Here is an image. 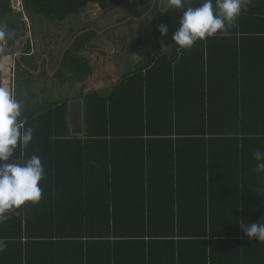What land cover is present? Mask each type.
<instances>
[{
    "label": "trees",
    "instance_id": "obj_1",
    "mask_svg": "<svg viewBox=\"0 0 264 264\" xmlns=\"http://www.w3.org/2000/svg\"><path fill=\"white\" fill-rule=\"evenodd\" d=\"M15 1L0 0V25L14 35L10 45L26 35L28 21L33 28L48 21L61 29L90 4L108 13L136 3L21 0L23 11L15 13ZM201 2L192 0L193 6ZM165 4L134 9L112 27H129L128 48L149 36L153 47L111 77L109 95L99 89L76 99L84 103L82 135L69 127L73 100L40 97L34 84L42 74L29 73L17 58L28 78L19 76L15 93L34 137L12 159L39 155L46 178L39 204L0 225L7 244L0 264H264V243L249 241L240 227L264 223V175L254 171L252 157L264 149V0H248L228 34L187 50L169 47L182 12L162 13ZM150 18L151 28L142 29ZM161 24L169 26L167 36L160 35ZM73 30L65 47L80 35L54 80L85 90L95 68L84 53H108L92 43L100 33L90 26ZM32 40L22 62L38 73ZM42 55L56 58L48 48Z\"/></svg>",
    "mask_w": 264,
    "mask_h": 264
},
{
    "label": "clouds",
    "instance_id": "obj_2",
    "mask_svg": "<svg viewBox=\"0 0 264 264\" xmlns=\"http://www.w3.org/2000/svg\"><path fill=\"white\" fill-rule=\"evenodd\" d=\"M248 0H203L193 6L192 0H166L163 12H182L169 47L191 49L198 41L216 35H226L235 27L236 20L247 11ZM158 31L167 36L169 26L161 24ZM14 38L7 25H0V43ZM25 99L28 92L23 93ZM25 103L7 86L0 85V225L22 207L39 204L46 178L41 157L33 154L27 159L13 160L19 147L26 149L33 141L34 128L25 116ZM252 157L254 171L264 175V149H257ZM264 219V218H262ZM240 227L249 241L264 243V223L253 222ZM7 247L0 238V253Z\"/></svg>",
    "mask_w": 264,
    "mask_h": 264
},
{
    "label": "rangeland",
    "instance_id": "obj_3",
    "mask_svg": "<svg viewBox=\"0 0 264 264\" xmlns=\"http://www.w3.org/2000/svg\"><path fill=\"white\" fill-rule=\"evenodd\" d=\"M132 1H136V3L133 2L134 5L132 4L131 7L122 5L120 7L112 9L108 13H105L103 9L99 8L96 4H90L81 16L69 18L68 20L63 22V28L61 29L60 27L56 28L54 25H51L48 21L42 22V25L36 26V28H33V23L31 27L29 21L27 22L28 32L25 36L33 39L32 51H35L39 58L47 48L51 49L54 52L56 58H51L50 70L56 63L57 55H59L62 49L66 46L71 35L70 29L73 28L76 31L85 29L86 27L90 26L91 28H94V30H97L100 34L93 39L92 43L98 45L99 47H101V49L108 53V55H103L101 53V50L99 49L95 51H87L84 53L92 67L95 68V75L89 79L88 85L85 90L82 89V86L80 84L75 87H69L68 85H64L61 82L54 80L55 76H51L53 72H43V74H40L41 76L34 84V89L37 90V93L40 97L48 98L53 101L59 99L79 101L76 99L90 91H97L100 89V94L102 96H107L111 93L112 84L115 81H111L112 78L115 75L116 76L114 77V79L116 77H119V71L122 72L124 70L127 71L131 69L133 65L144 58L145 55L148 54V52L153 47V43L149 42L152 40L149 36L145 37L146 40L144 41V44L139 45L138 48L134 50L128 48L133 41L132 37L130 36L129 27H115V29L110 27L115 24L117 25V23H119L120 21L126 20V18L130 16L134 9H148L155 2V0ZM13 9L15 13H22V1H15ZM23 18L26 21V18ZM151 23V18L144 20L142 29L145 28L149 30L152 26ZM134 27L139 28V26L136 25ZM34 30L37 33H34ZM148 30L144 31V35L148 33ZM137 37L138 36H135V38ZM2 45L4 46V42L0 44V60H2V65L0 68V85L7 86L15 92V88L17 87L16 82L17 79H19V76L22 80L27 79L28 76L22 74L21 70L17 67V64L15 62L19 57V53L15 54L13 48L9 51H3L4 48L2 49ZM125 46L128 49H124V51L122 52ZM118 52H121V54L123 55L121 57V60H113L114 56L112 55H115ZM53 61L55 62L54 64ZM102 78L104 80H102ZM107 80H109L108 83L106 82Z\"/></svg>",
    "mask_w": 264,
    "mask_h": 264
},
{
    "label": "water",
    "instance_id": "obj_4",
    "mask_svg": "<svg viewBox=\"0 0 264 264\" xmlns=\"http://www.w3.org/2000/svg\"><path fill=\"white\" fill-rule=\"evenodd\" d=\"M79 35L80 34H78L73 39V41H71L67 45V47H65V49L61 53V56H60V59H59V62H58V69L60 67L63 55L68 50V48L75 43V41H76V39H77V37ZM23 38H24L25 43H27L28 37L25 36ZM4 43H5V46H8V43H9L8 39L5 40ZM17 45H18V43L16 44V46ZM23 50H24V48H21V50L19 52V57H18L19 61L22 63L23 67L26 70H28L29 73L38 76L41 73V68L40 67L38 69V73H35L34 71L28 69L25 64H23V62H22ZM46 59H47V64H48V59H49L48 56H47ZM58 69L55 71V73L58 71ZM47 73H48V68H47ZM53 75L54 74H52L51 76H53ZM68 121H69V127H70V130H71V134H73V135H82L84 133V103H83V101H71V102L68 103Z\"/></svg>",
    "mask_w": 264,
    "mask_h": 264
},
{
    "label": "flooded vegetation",
    "instance_id": "obj_5",
    "mask_svg": "<svg viewBox=\"0 0 264 264\" xmlns=\"http://www.w3.org/2000/svg\"><path fill=\"white\" fill-rule=\"evenodd\" d=\"M114 26V25H113ZM113 26H110V27H113ZM109 28V27H108ZM92 29H94V28H92ZM96 32H98L97 30H96ZM23 37H25V35H21V36H19V38L14 42V44H12V45H10V42H9V40H8V46H6L5 47V43H4V46L2 45V49H3V51L5 50V51H9L10 49H15V50H17V52H20V50H21V48H24V50H25V48L27 47V44H28V42H29V38H28V41H27V43H25V41H24V38ZM4 42V41H3ZM2 42V43H3ZM18 43V45L16 46V44ZM17 48H16V47ZM23 50V51H24ZM33 53H32V56H34V55H36V53L34 52V51H32ZM38 58V57H37ZM47 56L46 55H41L40 56V58H39V60H38V69H39V67L41 68V73L40 74H43V72H47V68H49V70H50V59H48L49 61V63L47 64ZM32 63H34V62H32ZM34 65H35V63H34ZM58 69V62H57V64H55V65H53V73L52 74H54L55 75V71ZM59 69H60V67H59ZM59 69H58V71L57 72H59Z\"/></svg>",
    "mask_w": 264,
    "mask_h": 264
},
{
    "label": "crops",
    "instance_id": "obj_6",
    "mask_svg": "<svg viewBox=\"0 0 264 264\" xmlns=\"http://www.w3.org/2000/svg\"><path fill=\"white\" fill-rule=\"evenodd\" d=\"M122 52H123V51H122ZM114 54H115V53H114ZM117 54H118L119 56H123V55L121 54V52H118ZM125 54H126V53H125ZM120 72H121V71H119V72H118V74H120V75H121V73H120ZM120 75H119V76H120ZM99 92H100V90H99Z\"/></svg>",
    "mask_w": 264,
    "mask_h": 264
},
{
    "label": "bare ground",
    "instance_id": "obj_7",
    "mask_svg": "<svg viewBox=\"0 0 264 264\" xmlns=\"http://www.w3.org/2000/svg\"><path fill=\"white\" fill-rule=\"evenodd\" d=\"M241 57V56H240ZM16 62V61H15ZM15 67H16V65H15Z\"/></svg>",
    "mask_w": 264,
    "mask_h": 264
}]
</instances>
